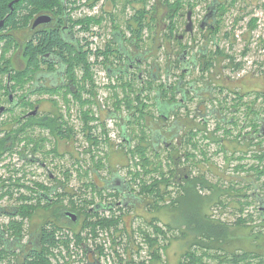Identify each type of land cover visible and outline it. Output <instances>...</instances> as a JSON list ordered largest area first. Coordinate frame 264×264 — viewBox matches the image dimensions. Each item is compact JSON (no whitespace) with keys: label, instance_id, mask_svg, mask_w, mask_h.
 <instances>
[{"label":"rangeland","instance_id":"1","mask_svg":"<svg viewBox=\"0 0 264 264\" xmlns=\"http://www.w3.org/2000/svg\"><path fill=\"white\" fill-rule=\"evenodd\" d=\"M137 1V0H136ZM155 0H146L147 8L150 9V5L153 4ZM210 0H203L202 2H198L196 4L195 8V16L200 17V15L203 14V12L206 10L207 3ZM123 0H118L117 2H113L112 4V11L115 18V25H118L120 27L125 26V19L130 17L134 13V9L132 8V5L127 8L123 9L124 5ZM140 6L143 7L144 2H139ZM66 5H68V14L74 17H80L85 16L86 14H79L78 10L70 9L72 7V2L70 0H66ZM78 9V8H77ZM188 7H186L187 11ZM165 8L160 6L159 8V15L161 19V24L158 28H154L151 24V27L145 30L144 32V44L141 47L140 54L143 56V63L140 65L138 69L135 70V73L138 74L140 70H142L143 77H147L149 74V69L152 67V64H157L160 66V70L157 71V74H159V79L157 82L159 83H174L176 79L179 77L178 75H181L182 68L176 67L171 75L169 76L167 74L166 68L169 66V64H174V60L178 56V54L183 50L184 45H178L175 40H172L169 42L168 38L165 36V28L164 24L166 21L162 19V16L164 14ZM242 16L240 21L238 22L237 19ZM164 17V16H163ZM252 17L258 18V26L255 29L250 28V20ZM168 21V19H167ZM185 19H181L179 21V28L180 31L183 32V23ZM116 27V28H117ZM115 29V28H114ZM226 31L231 32V37L226 38L224 37V33ZM221 35L219 38L220 46L222 49H224L227 53H230L232 55H235L237 58V61L242 60L244 65L241 66L239 69H235L234 66H227V63L229 62V59H223L221 56L217 57L218 61L215 66L210 68L209 70L203 71V69L199 68V66H189L190 67V75H186L185 78L187 79H193V78H201L202 81H206L207 79L211 80L210 83L218 86L222 85L224 87V92L219 97V100L223 99L227 96V100L223 101L224 104V111L227 115H231V113L234 111L231 106L233 105L234 98L238 100L239 96L238 94H242L243 97L240 99V102L242 103L239 105L240 110L235 113V124L233 123H226L224 125L225 129H229L230 132H225L224 129H221L220 131H216L215 133H211L208 137H206V142H210L209 137H211L212 144L210 146H207L209 150H207L208 156L209 152H213V150L218 149L219 152H213L214 156H209L206 159L202 160V156L204 153L200 152V149H194L192 146L184 141H179L180 135H182L183 130L180 131V135L178 137H175L173 140H171L170 143H174L173 145L168 143L165 144L163 142H159V153L161 155V160L164 165L169 163L168 155L169 154H176V149L180 150L181 153L185 152V150H192L196 154V158L198 162H191L190 164L193 165V168L190 167V169L193 172V175L198 176L204 174V176L210 180L212 183L216 184L219 188H215L216 195H213V192L209 188H205L202 190H195L191 189L188 191L187 194H185L188 204L192 206L195 209L194 205L196 203L197 198L201 201V209L200 211H195L193 214L199 215L202 214L201 212H207L210 215L211 221H218L221 219L222 221H225L227 224H229V235L230 238L227 243H223L221 241H211L208 242L210 244L208 249H204L202 245H200L199 242H206V239L204 241L197 242V239L193 233H190V230L186 227L185 222L182 221V213L179 211V209H170V208H154L151 209L150 207H146L145 205L141 204L138 209L136 208V216H134L133 220V227H137L140 223H142L145 227H148L149 225L146 224V222L151 221L154 217L160 218V223L166 224L172 226L174 229L173 236L165 241H162V244H166V247L161 252L162 257L159 262H155V264H181V262L185 261L187 262L189 258L185 256V253L189 250H196L198 254H201L203 252H207L208 255H206L205 258H202L204 262L209 264H231L229 260L227 261H220L223 256H226L232 254L233 252H239L243 249L245 250H252L255 249L259 244L262 245L264 242V232L262 235L258 236L257 239L252 236V233L258 229L261 231V227L264 226V218H261L264 216V201H261V199L264 200V174L261 177H257L255 179L259 184V189L257 192H260L259 198L256 199V195L253 193V191H256V189L252 186L249 187V175L251 176V172L249 171V164H256L259 165V160L253 158L250 155V149L253 146H249V141L241 142L239 138H237V135L239 133L246 134L250 133L251 131V121L254 120V117L256 118L258 115L255 114V112L249 111L252 109L254 111L259 112V117H264V0H236V4L229 8L228 11L225 12L223 17V22L221 25ZM80 35H84L83 33H80ZM129 35V34H127ZM115 47H117V44H114ZM249 45L250 50L247 54H243V49ZM92 46L95 47L93 44ZM211 49H214L215 46L212 44L210 46ZM134 50V48H132ZM196 52V51H195ZM4 53V48H0V61L3 60V56L6 54ZM18 53V50L13 49V51H9L8 57H11V59H14ZM118 57H115L112 55L111 60L115 62V60ZM23 59V57H22ZM104 58L103 56L95 57L94 53H91L89 61L92 65V72L95 78V82L97 84V94L96 96H91L89 92H84V98L86 99L89 97V100L93 101V103L82 105L81 102L78 99V95H72L71 93L65 94V100L60 99L61 93L57 94V98L51 93V95H48V98L42 97L43 93L35 95V97L32 98L31 101H37L36 99H39V103H41V106L44 109H49L52 107V105H59V106H67L71 108L69 112L70 118L68 121L70 123H67L66 125L70 126V128L67 129V131L64 133L65 135L62 136V141H58V147H59V155L62 154L64 156H58L57 160L54 161V165L52 167L56 166V163H58V166L61 167L62 170H66L71 168V170H74L72 168L73 160L76 157H80L81 159L84 158L83 154L86 155H94L96 162L101 161L104 164V168H101V172L104 174L103 177L111 178L115 176L114 174L121 175L120 177H125L128 179L133 187L136 183H134L133 178V172L136 171V169H139L136 165V162L139 158V155L136 153V156L132 153L134 149L122 147V139H121V131L120 127L122 125H125L126 119L123 118H114L109 120L105 119L106 123L108 124V128L110 129L108 132V137L111 140H102L104 142H101L97 144L96 146L91 145L90 141H87L86 135L83 134V131L87 132V125L85 118H83L82 110H90L91 108L95 107L97 104L96 101L100 100L101 102H105L106 105L110 109H114L115 105L114 102L117 99L116 96H114V88L111 89V84L114 86L116 84V93H118L119 96H121L124 92L122 88V82L128 81L130 79L129 76L126 77L124 75L122 78H107V75L105 74V67H104ZM173 63H171V62ZM80 73L78 76L82 77L81 84L83 82V75L84 71L81 66H79ZM72 75L75 74V70H71ZM149 77V76H148ZM1 78V77H0ZM144 79V78H143ZM148 79V78H147ZM122 80V81H121ZM138 85H140V82H135ZM199 83L202 84L201 81ZM198 83V84H199ZM238 92V93H237ZM55 93V92H54ZM22 94H18L17 97L22 96ZM261 94V95H260ZM6 93L0 90V103L1 104H9L4 100H7ZM216 95V93H215ZM260 95V96H258ZM179 97L181 94L178 95ZM23 97V96H22ZM60 99V100H59ZM226 99V98H225ZM153 98L150 99V101H147L151 105L150 111L153 112V114L147 115L146 124L147 126H150L153 130H157L161 123L165 122L167 124H170L172 122V117L168 119H160L159 113L157 112L156 105H154ZM214 102L216 103V98L214 99ZM153 103V104H152ZM198 102L197 101H191L189 105V109H185V107L179 108L176 117L181 120V117H184V120H187V114L190 112L187 110L194 111L197 107ZM209 107L212 105V100L208 101ZM249 105V108H248ZM79 107H82V110H79L80 114H78L77 109ZM90 108V109H89ZM71 113V114H70ZM95 116L92 117V121H90L89 125L90 127H94V122H96L95 118L98 119L97 116V109L94 108ZM78 114V115H77ZM168 114V112H167ZM123 115H128L127 108L123 107ZM154 115V116H153ZM102 116V115H101ZM9 119L8 114L4 115L2 117V121H6ZM183 120V121H184ZM182 121V122H183ZM216 120L214 118L210 119V129L212 130L216 126ZM136 122H133V124L130 126L133 128V130L136 132V134L140 133V130L142 129V126L136 125ZM261 125V122H259V126ZM148 128V127H147ZM146 129V128H145ZM151 129V130H152ZM146 135L150 134V129H146ZM42 137L43 138H53V137H59L61 138V131L60 128L57 129V136L54 134L51 135L49 131L45 128H42L41 130ZM135 134V135H136ZM255 133H252L254 135ZM264 134V133H263ZM260 135V140L263 141V146H257L255 147L256 150L259 152L264 150V136ZM1 136V135H0ZM217 137L224 138L222 143L219 142V140H216ZM1 138V137H0ZM200 139L203 138L199 137ZM100 139V138H99ZM188 139V135L186 137ZM101 140V139H100ZM137 138L135 139V143H137ZM168 141H170L168 139ZM255 141H257L255 139ZM139 142V141H138ZM184 142V143H183ZM200 144V143H199ZM200 146H206V143H202ZM221 145H224L223 147H226L224 149H221ZM51 147H54V143L50 145ZM49 145L46 146V148L50 147ZM128 147V146H127ZM20 148V147H19ZM240 150L241 151H247L246 154H248L247 159L240 161L237 157H229L231 154H238ZM179 153V152H178ZM16 151L12 153L6 154L5 157H3L0 160V188L1 192L0 195L5 196L3 200H0V205H24V203L15 202L12 198H9L6 196L8 193L14 194L17 190V186L15 185L18 182V175L13 172L14 167H18L20 165L17 163L18 154L16 155ZM146 156L150 157L151 160H155V153L152 149H148L145 153ZM14 159L12 160V158ZM51 157H54L52 154L49 156V159ZM15 160V161H14ZM202 160V161H201ZM183 161V160H182ZM187 160L183 163H180L182 169L187 164ZM243 165L242 167H238L239 164ZM264 163V162H263ZM83 164L86 166L89 164V159L87 162H83ZM247 165V166H244ZM21 167V166H20ZM50 168L56 172L54 168ZM172 169L167 165V167H164L165 170ZM32 171L38 172L39 170L37 167L33 166ZM58 171V170H57ZM183 171L181 170V173ZM57 174V172H56ZM245 177L247 179H245ZM149 179V177H146ZM25 179L27 181L30 180V183L28 185L32 188L24 189L23 192L28 195H32L36 197L34 194V191L36 192L37 189H39V186H50V185H57L58 181H63L69 186H85L83 184L84 181H89V177L84 178H76L73 176L69 177V182H67V178H64V174H58L57 179L52 180L47 177H40V176H29ZM63 183V184H64ZM127 183V182H126ZM245 183V184H244ZM39 185V186H38ZM180 188L176 183L172 182L169 189L174 191V193L179 191ZM241 188L244 190L238 191V189L241 190ZM69 190V189H68ZM248 193V194H247ZM86 193H83L85 195ZM180 194V193H179ZM243 194H247L248 196H244ZM81 196V193L78 194ZM250 195V197H249ZM252 195V196H251ZM263 197H262V196ZM2 196V197H3ZM219 196V198H218ZM168 200L170 199L167 197ZM221 199V200H219ZM33 203L31 205L35 204L37 201L33 200ZM162 203V202H161ZM79 206V205H77ZM45 207V208H44ZM55 207V206H54ZM54 207L52 209H54ZM172 207V206H170ZM52 209L47 210L46 204H43V207L38 208L32 220L30 222H27L26 220H19L21 222H24L23 228H24V235L28 234V229H35V225L40 223L46 216L47 213H51ZM185 209V208H184ZM202 210V211H201ZM49 211V212H48ZM206 213V214H207ZM134 215V214H133ZM240 217L247 218L248 222L251 220L248 226V222L245 224H241L238 221ZM4 218V219H3ZM2 221H0V229H4L7 227L5 223L6 220H9L8 217H3ZM129 222L131 221L130 216ZM26 219V218H24ZM256 228H255V227ZM10 228V227H9ZM9 233V232H8ZM192 234V236H190ZM254 235H256L254 233ZM176 236V237H175ZM257 236V235H256ZM139 239H141L139 237ZM142 240V239H141ZM140 240V241H141ZM110 246V244L108 243ZM256 246V247H255ZM106 248V246H105ZM259 248V246H258ZM224 249V250H223ZM226 250V252H225ZM225 252V253H224ZM146 249H142V254L145 256ZM230 253V254H229ZM1 254V251H0ZM138 256V255H135ZM9 258H11L9 256ZM8 259V258H7ZM7 259L0 260L2 261L0 264H13L12 261L8 262ZM112 259V258H111ZM148 264H153L149 263Z\"/></svg>","mask_w":264,"mask_h":264},{"label":"trees","instance_id":"2","mask_svg":"<svg viewBox=\"0 0 264 264\" xmlns=\"http://www.w3.org/2000/svg\"><path fill=\"white\" fill-rule=\"evenodd\" d=\"M14 0H0V22H2L0 26V42H4L3 46H0L4 48V53L8 55L9 51H13V49H16L19 45L16 44V40L13 37V34L11 33V29L18 30L28 24V22L33 19L37 14L42 12H48V13H57L60 10H68V5H66V0H20L18 2H15L14 5H10L11 2ZM72 2V7L70 9H76L75 0H70ZM138 2L140 0H137ZM144 2L143 7L136 10L134 17H132V20L136 22V24H133L131 21V18L128 20V29L130 31V40H134L135 43H137V47H141L140 43L144 42V32L146 29L151 27L152 21L156 20L157 16V8L159 7V4H162V6L165 8L164 14L162 16V19H164L167 22V19L170 20V22L174 25L175 18L179 16L180 12H182L186 6L185 0H157L158 3H155L154 5V11L153 13L150 11V9L147 8L146 0H141ZM113 2H116L113 0ZM236 4V0H231L227 7L224 8V11H228L230 7ZM192 7V6H190ZM152 10V9H151ZM23 11H27L26 13H23ZM114 16V15H113ZM244 17L241 15L240 18L237 19L239 22L240 19ZM94 18L89 17L86 19H82L81 22L86 24V28L88 29L90 24L93 22ZM219 26V25H218ZM218 26L216 29H218ZM258 26V18L252 17L250 20V28L253 30L257 28ZM119 32V30H116V32ZM121 32V31H120ZM170 32V34H169ZM60 34L58 31L50 30L48 33L43 34L40 33L38 35V43L32 42L27 43L24 47L21 46L18 52L21 53V57H23L24 60V66L16 68L13 65V59L8 56H3V60L0 61V90L5 91L8 89L7 85L10 82H13L11 84V87L14 90L21 89V87H24L27 83L31 82V80L34 78V74L36 67L40 64V59L43 56V53L46 51H52L55 48L62 47L65 43L62 38L58 36ZM166 38L170 39V37H173L174 35V28L168 27V30L165 31ZM224 36L226 38L231 37V32L226 31L224 33ZM250 47L247 45L242 53L245 55L249 52ZM91 53H94L90 48L85 47L84 45H81L79 49H72L70 51L69 57L67 60L70 63V69L73 70L76 63L83 68L84 75H83V82L80 87V91L78 94V99L81 102L82 105L92 104L93 101L89 100V97L86 99L84 98V92H89L91 96H96L97 94V84L95 82V78L92 72V65L89 61ZM115 57L121 58V49L117 45H112L109 49V54ZM97 57L104 56L103 62L107 58L106 51H99L98 53H95ZM217 55L219 57L221 56L223 59H229V62L227 63V66H234L235 69L241 68L242 65H244L243 61H237V58L235 55H232L230 53H227L224 49H219L217 52ZM179 56V54H178ZM216 55H211L208 59V62H206V67L204 70H209L213 66H215V57ZM117 58V59H118ZM205 58V57H204ZM218 60V58L216 59ZM179 59H176V62H178ZM65 62V60H64ZM112 68L114 69L116 66V63L114 61H111ZM170 65V64H169ZM170 67V66H168ZM160 68V67H159ZM116 69H114L115 71ZM203 70V71H204ZM115 77L118 75V78H122L123 74L119 72V70H116ZM117 78V77H116ZM117 78V79H118ZM122 81V80H121ZM152 85V82H150ZM116 84L114 86L111 84V89L114 87V96L117 97V99L114 102L115 108L113 109L112 113L114 115L120 117L123 116L124 119H126L125 125L128 126V128H131L130 126L133 124V122H136V125L142 126V129L140 130L139 134H136V132L133 130L128 133L127 137L129 140V143L132 144V139H136V144L127 147L125 143H122V147L128 148L127 151L130 149L133 150V154L136 156V153L139 155V158L136 162V165L139 169H136V171L133 172V178L134 183H136L133 187L131 182L126 179L125 177H122L123 180L126 179L128 188L133 192V195L137 197L133 202H131V206L128 207L127 213L130 216L131 221L124 219V210H122L121 213L118 214H112L111 217H105L103 214L102 216L97 215V218H94L90 215L89 210L91 209L90 205L94 202L93 199L90 198H82L84 196L81 194V198H78L80 200V203L77 206L73 201V194L72 192L66 190L60 194L62 198L58 199V201H52L50 194L46 191H49L50 186H39L41 189H45L46 191L40 192V195L37 194V191H34V194L36 197L28 194L26 195L23 192V189L20 187L24 184L26 188L31 190L32 188L29 185H25V183H30V180L27 181L25 179L24 175H20L18 173L19 168L14 167L13 172H15L18 177V182L15 184L17 186V190L14 194L8 193L6 196L9 198H12L15 202L24 203V205H12V208L4 207L3 211L13 214L10 215L12 218V223L7 225L6 228L3 230H0V260L7 259L6 261L10 262L12 261L13 264H52L53 258H55L57 261H59L58 255H62V250L56 252L55 249L59 248L60 243L64 244V246L69 250L70 242L72 239L69 237V235L65 232V229H69L70 232L74 233V239L75 244L79 247H82V242L90 240V243H92L97 251L102 255H106L105 247L103 244H100L97 242V240L94 238L96 226L100 224L102 227H109V225H114L116 229H124L125 222H128V240L127 245L130 250V255L128 256L127 260L124 258L122 254L118 252L117 249H114L115 255L118 257V262L120 264H148L155 262H159L161 260L162 254L161 252L166 247V244H162V241H165L167 239L170 240V238L173 236V228L168 223L162 224L160 223L159 217H154L151 221L146 222L148 224V227H145L142 223H140L136 228H133V220L134 216H136V208L138 209L141 204L145 205L146 207H150L151 209L156 208H170L172 209H179L182 213V221L185 222L186 227L190 230V233H193V235L200 240L204 241L206 239V242L202 243L199 242L200 245L204 247V249H208L210 244L208 242L216 241V242H223V243H229L228 240L231 239L229 235V229L230 226L225 221H222L219 219L218 221L214 222L211 221V217L207 212H203L202 214H199L198 216L193 214L196 210L200 211L201 207V201L199 198H197L196 203L194 205L195 209L192 206L188 204L187 198L185 194L188 193L191 189L195 190H202L205 188H209L211 192H213V195H216L215 188H219L216 184L212 183L210 180H208L204 174L195 176L193 175L192 170L190 167L193 168V165L190 163L192 162H198L196 154L192 150H185V152H182L178 149H176V154L171 153L168 156L169 163L166 165L163 164L161 160V155L157 151L156 144L153 139L151 138V134L146 135L147 130L150 128H147L146 118L147 115L153 114L152 111L149 110L151 108V105L147 102L151 99L149 92L146 94L143 93V88L137 86L135 83L130 81H124L122 82V88L124 90L123 94L121 96L116 93ZM147 87V90L152 92L153 87ZM221 90H224V87L222 85L218 86ZM166 90V88H162V91ZM7 91V90H6ZM161 92V90H160ZM238 93V92H237ZM162 94V92H161ZM264 94V93H263ZM261 95V94H260ZM258 95V96H260ZM238 100L234 99L236 102L233 103L235 111L238 112L240 110L239 105L242 103L240 102V99L243 97L242 94H238ZM227 97V96H226ZM225 97V98H226ZM226 100V99H224ZM2 103V102H0ZM219 104L223 106V102L220 101ZM126 106L128 115H123V107ZM165 108V107H164ZM163 107L160 109L161 113L165 112L167 110ZM249 108V105H248ZM264 110V108H263ZM250 112H255L258 116L254 120L251 121V131L248 135H244L242 133H239L237 135V138L241 142L249 141V146H253L250 149V155L259 160V165H256L254 163L249 164V171L251 172V176L249 175V187H254L256 191H253V193L257 196L256 199L259 198L260 192H257L259 189L260 184L255 180L257 177H261L264 174V150L259 152L255 149L257 146H263V141L260 140L261 136L264 132L262 131V127H264V117H259V112L250 110ZM91 109L90 110H82L83 118H85L86 121V138L91 142V145L96 146L97 144L104 142L102 139L100 140L98 137H93L90 134V130L92 131V127H90L89 123L91 121ZM167 114V113H166ZM95 115H92L94 117ZM154 116V115H153ZM160 119L164 118V116L160 115ZM233 119V117H230ZM2 121V118L0 117V126L9 125L10 122ZM15 120V116L12 117L11 122ZM98 120H100V117H98ZM37 122L39 125L43 126H49L51 127L52 133L57 136V120H51V119H40V120H33ZM231 119H229L227 122H230ZM259 122H261V125L259 126ZM146 128V129H145ZM221 127L218 126L217 129H220ZM225 132H230L229 129L224 130ZM12 133L2 134L0 137V160L6 156L8 153H12L16 151L18 154H22V151H20V145L18 144L20 140L22 139L20 136H18L19 132H24V130H11ZM255 133L253 138H249L248 136L252 133ZM231 133V132H230ZM136 134V135H135ZM194 133H192L193 135ZM13 135V136H12ZM194 136V135H193ZM192 136V137H193ZM264 136V134H263ZM102 137L104 139H109L108 134L106 133L105 129L102 131ZM192 137L189 139H186V141L189 143L193 150L194 149H200L201 153H204L202 156V160L208 158L209 156H214L215 154L213 152H219L218 149L213 150V152H209V156L207 153V146H210L212 144L211 137H209L210 142L206 143V146H200L199 141H193ZM208 137V136H206ZM34 138H38L34 140ZM42 136L39 135H29L26 137L28 142H31L34 140L35 143H41ZM255 139L257 141H255ZM216 140L221 141L224 140L222 137H217ZM18 142V143H17ZM183 142V143H184ZM106 143V142H104ZM202 145V144H201ZM22 146V145H21ZM153 146V147H152ZM224 145H221V149H224L226 147H223ZM20 147V148H19ZM148 149H152L155 153V160H151L150 157L146 156L145 153ZM179 152V153H178ZM247 151H241L239 153L234 155L231 154L229 157H237L240 161L246 160L248 154H246ZM60 152L57 154L59 155ZM16 154V155H17ZM75 163L79 162L78 158H75ZM187 160V165L185 167H181L180 163H183ZM201 160V161H202ZM171 167L172 169L165 170L164 167ZM96 166L98 169L104 168V164L101 161H98L96 163ZM247 166V165H244ZM238 167H242L241 163ZM187 168V171L184 169ZM68 170V169H67ZM70 170V168H69ZM181 170L183 171L181 173ZM69 177H71L68 173H64V178H67V182H69ZM146 177H149L147 179ZM245 179H247L245 177ZM176 183L180 188L179 191L174 193L171 189H169L171 183ZM63 181H58V185H67ZM83 184L85 186L93 185L92 182L84 181ZM245 184V183H244ZM197 190V191H198ZM238 191H244L242 188L241 190L238 189ZM1 192V188H0ZM86 192L85 195H88V190H84ZM180 193V194H179ZM248 194V193H247ZM247 194H243L244 196H248ZM102 195V194H101ZM0 195V200H3L5 196ZM42 196H46L47 198H43ZM252 196V195H251ZM262 196V195H261ZM169 197L170 199L168 200ZM250 197V195H249ZM263 197V196H262ZM219 198V196H218ZM264 198V197H263ZM66 199H70V202H72V205L69 206L65 201ZM33 200L37 201L36 205H31ZM221 200V199H219ZM261 201H264L261 199ZM59 203L57 205L56 203ZM162 202V203H161ZM55 203V204H54ZM43 204H46V209H52L54 206V209H52L51 213H47V216L38 224L35 225V230L38 231L40 235L37 236L36 241H34L31 245L28 242H23L24 238V228L23 224L24 222H21L19 220H25L24 218H30L32 220L34 213L38 211V208L43 207ZM172 206V207H170ZM65 209H71L74 211H77L79 213H82L85 217L82 221H73L72 219H67L65 217H62V208ZM45 208V207H44ZM185 208V209H184ZM191 209V210H190ZM49 212V211H48ZM15 213V215H14ZM207 213V214H206ZM134 214V215H133ZM90 215V216H89ZM83 218V217H82ZM261 218H264L262 216ZM247 218L245 219L243 217H240L237 222L243 224L247 222ZM10 227V228H9ZM264 227V226H263ZM261 227V228H263ZM30 229V228H29ZM28 229V230H29ZM34 230V229H31ZM257 230L255 233L258 237L263 234L262 231ZM9 232V233H8ZM6 233L9 235L6 236ZM60 235V238H57V235ZM135 236V238H133ZM137 236L141 237L142 240L138 242ZM192 236V234L190 235ZM176 237V236H175ZM133 241H136V245H133ZM118 244H121L120 242ZM112 246H114V243L112 242ZM260 246H263L260 245ZM143 248L146 249V254L143 257H139L140 250ZM224 250V249H223ZM226 252V250H225ZM224 252V253H225ZM230 254V253H229ZM138 255V256H135ZM206 255H208L207 252H203L201 254H198L196 250L189 249L185 256L189 258L187 262H181V264H209L203 261L202 258H205ZM9 256L11 258H9ZM255 257L253 253L249 252H233L232 254L223 256L220 261L224 262L229 260L231 264H264V260L261 257V260L256 262ZM2 261H0L1 263Z\"/></svg>","mask_w":264,"mask_h":264},{"label":"flooded vegetation","instance_id":"3","mask_svg":"<svg viewBox=\"0 0 264 264\" xmlns=\"http://www.w3.org/2000/svg\"><path fill=\"white\" fill-rule=\"evenodd\" d=\"M18 1L14 0L13 2H11L12 4L10 3V5H14V3ZM115 1L117 2L118 0ZM123 1L125 4L123 5L122 10H124V8L126 7L128 8L129 5H132V8L134 9V13L130 17L125 19V26L123 28L119 25L118 27L117 25L114 26L115 18L113 16L112 11L113 0H75L74 5L76 6V10L79 11V14H86L85 16H71L70 14H68V10L66 9L60 10L57 13L42 12L37 14L33 19H31L26 26L18 30L11 29V33L13 34V37L16 40V44L19 45L16 49H20L21 46L24 47L27 43H38V35L40 33L46 34L50 30L58 31L60 33L58 34V36L64 40L65 44L62 47L58 46L52 51H46L43 53V56L40 59V64L38 67H36L35 73H33L34 78L24 87H21V89L18 90H14L11 87V84L13 82L8 83V89H6L7 91H4L6 93L4 97L6 96L7 100L4 101L9 104H1L4 106V110L0 113V117L2 118L4 115L8 114L9 120L7 122L10 123L9 125L0 126V135L12 133L11 130H24V132L18 133V136H20L22 139L19 143L17 142L21 147L20 151H22V154H19L16 163L18 164L20 162V165H18V173L20 175H24L26 177L45 176L49 179L56 180L59 173H68L70 176L74 175V177L76 178L89 177V182L93 183V185L89 186L76 187L58 184L50 185L49 191H46L45 189L41 188L37 189L38 195H40V192L46 191L50 194L52 201H58V199L62 198L60 194L69 189L68 191L72 192L73 194V202L78 205L80 203V200L78 198H81V196L78 194L86 193L84 192V190H88V195H84L82 196V198L88 197L94 200V202L90 205L91 209L89 210L91 216L97 218V215L102 216L103 214L105 217L109 218L112 214H118L121 213L122 210H124V219L129 220V214L127 213L128 207L131 206V202H133L134 204V200L137 197L133 195V192L127 186L126 179L123 180L122 177H120L121 175L116 173L114 174L115 176L111 178L103 177L102 175L104 173L101 172V169L97 168V162L95 160L94 155L83 154V159H81L79 156L76 157L79 159V162L73 164L76 161L74 159L73 163L71 164L74 170H71V168L70 170H62L61 167L58 166V163H56V166L52 167V165H54V161L57 160L58 156H64L62 154H57L59 152L58 141H62V136H64V133L67 131L68 128H70V126L66 124L70 123L68 119L70 118L69 112L71 108L67 106L64 107L59 105H52V107H50L49 109H44L41 106V103H39L40 98L36 99L37 101L34 102L31 100L33 97H35V95L40 93H43L42 97L44 96L45 98H48V95H51V93H53L55 98H57L56 95L59 93L56 92H60V99L64 100L66 97V93L78 95L77 93H79L80 91L82 80V77L78 76L80 70L76 63V65L74 66L75 74L72 75L73 72H71L70 63L67 60L72 49L78 50L81 45H84L85 47L90 48L92 51H94L95 57V53H98L99 51H106L107 58L105 57L106 60L104 61V67L107 78L110 79L115 77V73L113 72L119 70V72L122 73L123 76L126 75V77H130L128 81L133 83H135L136 81L140 82V85H138L137 83L135 84L143 88L144 94L149 92L150 97L153 98L152 102H154V105H156L159 116H164L163 119L165 120L172 117V122L170 124L163 122L160 124L157 130H153L150 126H148V128H150L151 138L153 139L154 137V142L156 145H158V147L159 140V142L168 144L171 142V140L180 135L181 130H183V132L182 135H180V142L184 140L186 141L187 135L188 139L194 135L192 137L193 141H199L200 144L207 143L206 136H209L211 134L209 132L215 133L216 131H220L221 129L227 130L224 128V125L226 123L235 124L237 122H235L236 112L233 111L231 113L230 117H233L232 119L229 117V115L225 113L226 111H224L223 109L224 105L221 106L219 104L220 101H224L225 97L219 100V97L221 96V94H223L224 91L221 90L220 87H218V84L214 85L210 83L211 80L209 79H207L206 81H204L203 79L202 81L200 77L193 79L185 78L186 75L191 74L189 66L198 65L199 68L204 70L207 65L206 62H208V60H212L208 59L212 54L219 57V55H217V52L219 49H222L220 46L219 38H221V25L225 14L224 8L227 7L231 0H210L207 3L206 10L203 12L202 15H200V17H196L194 15V11L196 8V4L198 2H202L203 0H185V4L188 7L187 11L185 7V9L180 12L179 16L175 18L174 25L170 22V20H168L164 24V28L166 31L168 30L169 26L170 28H174V35L173 37H170V39H168L169 42L175 40L178 45H184L183 50L179 53V56L176 57V59H179V61L176 62L175 59L174 64H170V67L166 68L167 74L169 76L171 75L170 73H172L176 67H180L183 69L181 71V75H178L179 77L174 83L157 82L160 76L159 74H157V71L160 70V66L157 64H152V67L148 71L149 77H143L142 70H140L138 74L135 73V70L138 69L144 61L142 58L143 56L140 54V51L142 50L141 47L144 42L140 43L141 47H137V43H135L134 40L129 39L130 31L128 29V20L131 18L132 23L136 24V22L132 20V17H134L136 10L141 8L139 4L141 0L139 2L136 0ZM155 3H158V1L155 0L153 4L150 5V11L152 13L154 11ZM160 6L161 4H159V7L157 8V16H155L156 20L152 21V26L154 28H158L161 24L160 15L158 13ZM26 12L27 11H23V13ZM44 16H48L51 19L49 21L44 20L39 24H35V22L39 18L44 19ZM89 17L94 18V20L87 29L86 24L81 22V20ZM183 18L185 19V21L182 22L184 26L182 32L179 28V21ZM190 22L191 29L189 30L188 26ZM217 26L218 29H216ZM116 30H119V32H116ZM80 33H83L84 35L81 36ZM3 44L4 42L1 41L0 46H3ZM93 44L95 45V47L92 46ZM114 44H117L119 46L122 54L121 58L115 60L117 66L114 68L116 69L115 71L111 65L112 56L110 55V53L107 54L111 46ZM212 44H214L215 46L214 49L210 48ZM132 48H134V50ZM214 61V65L218 64V60L215 59ZM13 65L16 68L24 66V60L22 59L20 52H18L16 57L13 59ZM116 77L118 78V75ZM199 81H201L202 84L199 83ZM150 82H152V85L150 84ZM150 85L151 87H153L152 92L147 90V87H149ZM163 87L166 88V90L162 91ZM22 93H24L22 95L23 97H17L18 94ZM179 94H181L180 97L178 96ZM215 98L216 103L214 102ZM227 99L228 98L226 97V100ZM209 100H212V105L210 107L208 105ZM191 101L198 102L196 109L194 111L187 110V112L190 111L186 115L187 120H184V117H181V120H179L176 117L179 108L186 106L185 109H189ZM96 103L97 104L95 105V107L91 108L90 115L92 116L96 114L94 113L95 108L98 111L96 117H100V120L95 118L96 122L93 123L94 127H92V131L90 130V134L91 136L98 137L102 140H111L104 139L102 137L103 129H105L107 134L110 130L108 128V124L105 122V119L111 120L113 119L112 117L124 119V117H118L114 115V113H112L113 110L110 109L105 102L97 100ZM162 107H165L164 109L167 108V110L163 113H161L160 111ZM232 108L234 109L233 106ZM79 110H82V107L78 106V114H80ZM167 112L168 114H166ZM13 116H15V120L11 122ZM211 118H214L217 121L216 126L212 130L210 129L209 124ZM40 119L57 120V127L60 128L61 138L42 137L41 143L34 142V140L38 138H34L33 141L28 142L26 137L29 135L42 136V128L47 129L49 133L53 135L51 127L46 125H39L37 122L33 121ZM229 119H231V121L227 122ZM218 126H220L221 128L217 129ZM262 129V131L264 132V127H262ZM130 130L133 131V128H128L127 125H122L120 127L122 143H125V145L128 147L132 146L133 143H135V139H132V144L129 143L127 135ZM192 133L194 134L192 135ZM83 134L86 135V132L83 131ZM248 134L249 133H246L244 135ZM202 136L203 138L200 139L199 137ZM253 136L254 135L250 134L248 137L253 138ZM168 139L170 141H168ZM87 141L89 140L87 139ZM52 143H54V147L50 146L52 145ZM170 144L173 145L174 143ZM48 145L50 147L46 148V146ZM157 151H159V149H157ZM52 154L54 155V157H51L49 159V156H51ZM13 159L14 157L12 158V160ZM88 159L89 164L85 166L83 162H87ZM33 166L37 167L39 171H32L31 168ZM50 166L56 170L57 174L50 168ZM184 170L187 171V168H185ZM25 185H28V183H25ZM20 187L23 190L27 189L24 184ZM42 197L47 198L46 196ZM65 201H67L66 203L69 206L72 205L70 199H66ZM56 204L59 205L58 202ZM4 207H9L12 209L14 207H12V205H0V221H2L3 217H8L9 220H6L4 224L9 225L12 223V218L10 215L13 214L9 213V211L4 212L3 210H1V208ZM68 211L76 213L75 220H73L72 217L67 215ZM62 217L79 222L85 219L82 213L68 208L65 209V207L62 208ZM25 220L27 222L31 221L30 218H26ZM250 222L251 220L247 223L248 226ZM127 223L128 222H125L124 229H116L114 225H109V227H102L100 224H98L96 226L94 234V238L100 244L104 245V241H110L112 250L117 249L118 252L122 254L126 260L130 255V250L126 243L128 240L129 227V224ZM261 231L264 232V227L261 228ZM254 232H257V230ZM38 235L40 234L35 229L28 230V234L24 235L22 241L28 242L31 245L34 241H36ZM6 236L9 237L7 233ZM252 236L257 239L256 235H254L253 233ZM133 238H135V236H133ZM141 239H139V236H137L138 242H140ZM112 242L114 243V246H112ZM119 242L121 244H118ZM138 242L133 241V245H136V243ZM258 246H255L256 248L252 250L243 249L239 252L246 251L249 253H253V255L257 257L254 261L258 262L261 260V257L264 260V242L263 246H260V244ZM82 248H84L85 251V261L80 260V264H120L118 262L117 255H112L111 261H108L106 255H101L94 247L89 248L87 243H82ZM138 254L139 257L144 256L142 254V250H140V253Z\"/></svg>","mask_w":264,"mask_h":264},{"label":"built area","instance_id":"4","mask_svg":"<svg viewBox=\"0 0 264 264\" xmlns=\"http://www.w3.org/2000/svg\"><path fill=\"white\" fill-rule=\"evenodd\" d=\"M65 232L69 235V237L72 239V241L70 242L69 246V250L64 246V244L60 243L59 248H56L55 251L58 252L60 250H62V255H58L59 257V261H57L55 258H53V263L52 264H80V260H84L85 261V251L84 248L79 247L78 245L75 244V239H74V233L70 232L69 230H65ZM60 235H57V238L59 239ZM82 243H87L89 248H95V246L90 243V240H88V242L83 241ZM108 243L110 244V246L108 245ZM105 248V252H106V256H107V260L111 261L112 255L115 256V252L114 250H112L111 248V243L110 241H104V247ZM69 261V262H68Z\"/></svg>","mask_w":264,"mask_h":264},{"label":"water","instance_id":"5","mask_svg":"<svg viewBox=\"0 0 264 264\" xmlns=\"http://www.w3.org/2000/svg\"><path fill=\"white\" fill-rule=\"evenodd\" d=\"M17 1H18V0H17ZM11 4H12V3H11ZM50 19H51L50 17H48V16H44V19L39 18V19L35 22V24H39V23L43 22L44 20L49 21ZM1 24H2V22H0V26H1ZM188 29H189V30L191 29V22H190V24H189V26H188ZM3 110H4V106H3V105H0V113H1ZM1 210H3V208H1ZM67 215H69L70 217H72L73 220H75V218H76V213H75V212L68 211V212H67Z\"/></svg>","mask_w":264,"mask_h":264}]
</instances>
